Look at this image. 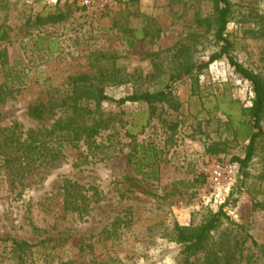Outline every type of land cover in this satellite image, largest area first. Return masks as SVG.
Masks as SVG:
<instances>
[{
	"label": "rangeland",
	"instance_id": "1",
	"mask_svg": "<svg viewBox=\"0 0 264 264\" xmlns=\"http://www.w3.org/2000/svg\"><path fill=\"white\" fill-rule=\"evenodd\" d=\"M232 1L231 54L264 76V0ZM59 13L61 22L35 23ZM210 13L205 0H109L102 8L81 0H0L7 33L0 40V264H182L173 224L195 226L218 209L202 201V186L221 160L240 167L224 208L244 231L222 225L207 252L234 253L232 264H264V138L246 167L234 161L245 156L237 123L240 108L251 104L250 84L226 57L197 75L194 90L188 77L170 79L183 63L205 62L218 50L212 32L195 23ZM72 76H85L113 98L170 86L180 105L151 111L140 103H101L112 123L93 141L26 169L6 136L22 142L28 130L49 127L59 113L34 120L28 108L70 94ZM127 131L159 150L156 180L142 179L128 163ZM211 146L223 151L210 153ZM6 152L17 157L9 160ZM65 180L96 193L82 216L64 210L59 187ZM229 232H237L239 249ZM3 239L34 247L16 254ZM203 259L199 253L190 260Z\"/></svg>",
	"mask_w": 264,
	"mask_h": 264
},
{
	"label": "trees",
	"instance_id": "2",
	"mask_svg": "<svg viewBox=\"0 0 264 264\" xmlns=\"http://www.w3.org/2000/svg\"><path fill=\"white\" fill-rule=\"evenodd\" d=\"M205 1L211 4V13L209 16L198 17L195 23L198 27L212 32L218 50L212 53L205 62L183 63L170 79L173 84L183 77H188L194 90L197 85V75L206 69L211 62L226 57L234 72L250 84L253 93L251 104L240 108V116H243V120H239L237 123L240 139L247 141L245 156L243 159L234 158V161H239L241 167L244 168L253 158L257 143L264 138L262 128L264 118V76L245 67L231 54L234 50V42L228 37L227 28L235 10V3L232 0ZM64 19L65 15L59 13L49 15L45 19L37 18L35 23H58ZM6 37L7 33L0 27V40ZM69 79L73 88L70 94L61 98L50 97L47 103L31 105L28 108V114L34 120H43L47 116H55L56 113H59L49 127L28 130L22 142L19 138L14 137V134L12 137L9 134L6 136L9 138L7 148L9 151L17 150L16 153L21 154L20 158L25 162L26 169H30L36 161L43 165L58 159L63 155V148L77 147L81 141L87 144L93 141L102 130H105L112 123V119L104 117V114L100 111L101 103L109 102L117 106L140 103L148 106L151 111H154L157 105L168 104L173 109H177L180 105L170 86H168L169 88L165 86L155 90L132 91L122 97L113 98L107 95L102 87L88 85L85 76H72ZM88 102H92L94 108H90ZM228 116L230 117V115ZM135 126L138 127V125ZM127 133L128 137L132 139L131 148L127 153L128 163L136 174L141 175L142 179L156 180L159 150L152 144L136 142L134 133L129 131ZM208 151L219 153L223 150L211 146ZM5 155L9 160H14L17 157L15 155V158H13L10 152H6ZM129 181L131 186L137 187L132 178L129 177ZM59 191L64 210L77 213L80 216L87 213L90 209V203L93 199L95 201V192L90 194L89 189L70 180H65L59 187ZM225 206L226 204L221 205L216 211L208 214L198 225L181 226L177 223L173 224V240L180 246L179 255L182 257V264H192L190 259L196 257L199 253H203V264H232V261L236 259L234 253L224 252L219 254L214 251L213 254H209L207 252L208 245L214 239V233L222 225L227 224L240 229L238 233L244 231L242 225L230 220L224 208ZM236 234L237 232L231 234L229 232L226 236L231 237L234 241V248L239 249L238 244L240 243L236 239ZM3 241H9L11 251L16 254L30 252L34 247V244L24 240L3 239Z\"/></svg>",
	"mask_w": 264,
	"mask_h": 264
},
{
	"label": "built area",
	"instance_id": "3",
	"mask_svg": "<svg viewBox=\"0 0 264 264\" xmlns=\"http://www.w3.org/2000/svg\"><path fill=\"white\" fill-rule=\"evenodd\" d=\"M108 2L109 0H81L83 6L92 8H102ZM239 179L240 167L237 162H214L206 173L202 186V201L216 208L225 205Z\"/></svg>",
	"mask_w": 264,
	"mask_h": 264
}]
</instances>
